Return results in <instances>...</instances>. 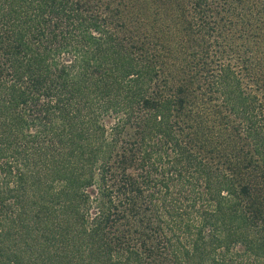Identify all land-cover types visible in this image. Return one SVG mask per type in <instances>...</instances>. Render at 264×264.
Masks as SVG:
<instances>
[{"label":"trees","instance_id":"trees-1","mask_svg":"<svg viewBox=\"0 0 264 264\" xmlns=\"http://www.w3.org/2000/svg\"><path fill=\"white\" fill-rule=\"evenodd\" d=\"M0 264H264V0H0Z\"/></svg>","mask_w":264,"mask_h":264},{"label":"rangeland","instance_id":"rangeland-1","mask_svg":"<svg viewBox=\"0 0 264 264\" xmlns=\"http://www.w3.org/2000/svg\"><path fill=\"white\" fill-rule=\"evenodd\" d=\"M123 7H124L123 10H130L132 8L130 7V5H124ZM165 24H167L166 27ZM157 28L159 29L157 30V32H159L160 35L168 36L167 33H171L173 32V30H175L174 21L172 20L171 17H167V16H165L164 18L161 17L159 19V22L157 23ZM171 38L173 39L174 36H172ZM172 43H174V41L169 42V44Z\"/></svg>","mask_w":264,"mask_h":264}]
</instances>
